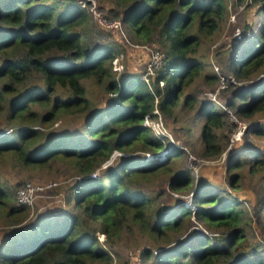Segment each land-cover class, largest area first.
Returning <instances> with one entry per match:
<instances>
[{
  "label": "trees",
  "instance_id": "obj_1",
  "mask_svg": "<svg viewBox=\"0 0 264 264\" xmlns=\"http://www.w3.org/2000/svg\"><path fill=\"white\" fill-rule=\"evenodd\" d=\"M253 1L261 2L257 8L264 20V0ZM70 2L72 0H0V113L7 112L9 125L14 118L20 122L9 135L0 138V156L8 154L11 161L20 166L37 167L61 158L73 167L74 175L81 176L68 187L64 198L66 204L72 202V209L54 216V220L38 216L42 218L22 228L16 227L26 221L29 205L9 204L0 186V207L3 208L0 214L5 220L4 226L9 229L0 243V264H111L112 253L99 244L98 231L112 240L123 230H132L135 226L155 240L167 229L184 227L189 214L220 230L208 235L199 233L197 228L188 235L194 244L168 247L156 253L146 248L141 252L142 257L152 254L150 264H264L263 255L251 254L254 245L239 225L247 221L237 197L218 201L214 190H198L193 196L194 208L180 204L174 216L150 223L145 216L148 198L133 190L128 182L154 172L167 161L123 155L122 161L102 176L85 178L114 149L131 154L166 149L162 138L154 136L142 123L143 117L154 115L155 107L172 116L184 86L201 72L202 62L188 54L196 52L203 37L216 32L225 10V0H115L124 8L122 20L129 32L142 43L157 41L159 44L155 43L164 52L151 87L139 73L126 71L119 78L115 77L110 66L115 54L112 46L91 52L86 50L81 44L82 30L76 28L86 20L85 13L76 8L59 10ZM260 25L255 34L248 27L247 31H241L240 38L236 37L242 41L250 39V42H243L237 52L229 56L230 74L227 75H250L264 66V23ZM19 50V58L12 59L13 52ZM32 72L38 73V79L28 82V74ZM89 77L104 86L111 96L107 105L95 106L88 115L85 138L78 135L73 140L71 132L61 136L56 132L45 133L44 127L53 118L84 111L90 104L83 85V80ZM203 78H217L218 84L219 75L204 74ZM56 86L63 89V94L52 97ZM252 89L255 92L246 98L247 91ZM249 90L237 87L226 99L239 116L251 117L257 110L264 109V84L257 83ZM193 99L189 93L183 104H193ZM37 106L43 107L44 113L39 114ZM212 107L208 102L201 109L205 116L200 127L203 156H217L223 150L220 143L225 134L219 129L223 128L228 114ZM23 123L27 127H20ZM38 123L44 127H37ZM246 132L264 134V123L249 122ZM246 149L254 164L262 161L263 148L246 144L243 150ZM242 151L233 154L227 168L238 170L243 165L246 156ZM173 153L178 155L180 151L175 147L166 153L169 160L175 156ZM253 153L256 156H252ZM104 178L109 180L104 181ZM228 180L230 187L235 188L238 173H232ZM190 182L189 174L181 172L170 179L169 186L177 191ZM207 203L216 205L210 209L205 206ZM259 203L261 207L256 205L254 209L258 218L264 211V199Z\"/></svg>",
  "mask_w": 264,
  "mask_h": 264
},
{
  "label": "rangeland",
  "instance_id": "obj_2",
  "mask_svg": "<svg viewBox=\"0 0 264 264\" xmlns=\"http://www.w3.org/2000/svg\"><path fill=\"white\" fill-rule=\"evenodd\" d=\"M225 2V10L220 18L216 32L208 37H203L196 52L188 54L190 57L196 56L202 62L200 74L196 75L189 84L184 86L183 91L179 95L178 103L174 106V113L171 117L159 112L161 125L166 132V134L162 135L164 137L162 140L166 143V149L164 148L157 153L146 152L145 154L142 152L124 153L114 149L110 156L101 161L100 166L94 168L85 178L102 176L109 168L116 167L124 156L155 158L160 156V153L163 151L168 154L176 147L180 151V154L176 155V153H173L172 155L175 156L171 160L165 154V159L161 160L162 162H167L163 166L157 168L154 172H147L149 174L139 176L137 179L128 182L133 190L144 193L148 198L145 216L148 217L150 223L153 224L161 218L166 219L167 217L174 216L178 212L180 204L189 205L194 208V192L197 194L198 190L207 192L209 189H212L217 192L218 201L230 199L231 196L239 198V207L245 211L247 221L246 223L239 222V225L245 230L248 241L254 245L251 254L264 256V224L261 225L264 222V211L260 212L259 218L254 214L255 206L261 207L259 201L264 199V134L255 135L247 134L246 132L249 122H264V109L257 110L251 117H244L235 113L233 111L234 108L228 106L226 103V99L230 97L231 91L237 87L247 91L250 86H255L257 83L263 85L264 75L261 72L264 70V66L260 71H255L250 75L240 77L235 75L237 77H235L236 84L226 85L223 89L219 90H216L217 78L216 80L203 78L204 74L216 75L215 66H217V70L221 74H230V69L227 66L229 56L234 51L237 52V49L240 48L243 42L247 41V44L250 42V39H244V41L237 40L234 31L236 28H239L240 31H247V29L251 28L255 34L256 30L261 28L259 24H263L264 20L262 12L257 8L261 3L259 1L225 0ZM59 8V10L76 8L85 13L86 20L81 26H77L76 28L82 30L81 44L87 51L91 52L96 49H102L105 46H112L115 54L110 61V66L116 78H119L121 74L127 73L126 71L139 74L144 71L150 47L157 41L139 42L129 32L126 22L122 20L125 15L124 8L118 6L115 0H72L66 7ZM97 11L102 13L107 21L114 18L120 19L124 34L110 32L109 28L107 29L106 27L107 25L103 24L105 21L102 22L98 19L96 15ZM1 28L2 26L0 25ZM244 45L246 44L242 46ZM19 53H21L20 50L13 52L11 58L18 59ZM28 77H30L28 82L37 81L38 73L32 72L31 75L28 74ZM1 82L2 80L0 79V84ZM83 85L86 96L90 101V104L87 105L84 111L72 114L66 113L58 118H53V121H50L45 127L40 123L36 124V126L40 128L44 127L43 131L45 133L56 132L59 136L64 133L70 134L71 132L74 136L73 140H76V136L78 135L85 138L84 125L88 115L95 106L104 105L111 96V93L104 90V86L96 83L90 77L83 80ZM253 92H255L254 89L247 91L245 97L248 98ZM189 93L194 96L195 100L193 99V104L184 105V97ZM58 94L62 95L63 89L56 86V91L51 96L53 97ZM204 102H210L213 105V109L223 110L228 114L223 128L219 129L225 135L220 143L223 145V150L217 156H203L200 152L203 148L200 140V127L205 120V116L202 115L201 110L205 105ZM35 108H37L39 114L44 113L43 107L37 106ZM13 121L10 125L7 124V112L0 113V138L9 135L19 126L20 122L17 118H14ZM20 127H27V124L23 123ZM242 127L244 128L242 129ZM150 130L156 136L155 129L152 130L150 128ZM246 144H256L260 150L263 148L261 162L254 164L255 162L251 160V157H248L249 150H243ZM241 151V154L245 152L243 156H246L243 165L238 170L227 168L229 159L231 161L234 158L233 154ZM254 155L256 156L255 153L252 156ZM251 168H254V171H251ZM181 172L189 174L191 182L186 188H181L177 191L172 190L169 186V181ZM73 173V167L61 158L53 159L42 167L20 166L11 161L8 154H2L0 156V186L5 190L6 200L9 204L12 202L14 205L22 206L15 200L16 190L20 184L27 180L45 185L54 183L43 190L44 194L37 197L31 206H27L26 221L20 223L21 225L19 224L16 228H22L24 225L28 226L29 223L38 221L42 217H53L52 220H54V218L56 219L54 216L60 215L67 209H72V202L66 204L64 198L67 195L68 187L73 182L81 179V176H76ZM232 173H238L239 176V181L235 188L229 185L228 179ZM107 180L109 178H104V181ZM216 203H207L205 206L212 209ZM2 211L3 208L0 207V212ZM41 215L42 217L38 218ZM3 221L5 222L0 214V240L4 236L1 234H6L9 230L4 226ZM131 228L132 230H123L118 237L112 240L106 238L104 233L97 232L99 244L112 253L113 259L111 264H150L152 254L147 258H143L141 255L143 249L148 248L152 253H156L168 247L175 248L185 244L188 247L189 244H194L193 241H189L191 237L188 236L190 232L192 233V230H197L198 228L200 230L198 231L199 233L204 232L208 235H214V233L220 230V228L207 226L193 214L188 215L184 222V227L167 229L161 233L160 238L155 240L147 232H143L135 226ZM88 264L102 263L89 262Z\"/></svg>",
  "mask_w": 264,
  "mask_h": 264
},
{
  "label": "built area",
  "instance_id": "obj_3",
  "mask_svg": "<svg viewBox=\"0 0 264 264\" xmlns=\"http://www.w3.org/2000/svg\"><path fill=\"white\" fill-rule=\"evenodd\" d=\"M96 15L98 16V19L100 21L102 22L105 21L103 22V24L107 25L106 27L112 30L113 32L121 31L122 24L119 19L114 18L111 19L110 21H107L103 17L102 13H100L99 11L96 12ZM234 35L238 38L241 37V31L239 28H236V30L234 31ZM163 57H164V52L158 47V45L154 43V45L150 47V53L148 60L145 64L144 71L140 74L141 79H143L148 85L151 84L153 76L155 75L157 69L161 67ZM215 71L219 75V80L216 86V90L223 89L224 86L229 84H236L237 81L234 76L221 74L220 71L217 70V66H215ZM262 74L264 75V72ZM160 83H162V81H160ZM155 100L157 101V98ZM159 112L160 111L157 109V107H155L153 109L154 115L151 114L144 115L142 123L148 126L149 128H151L152 130L155 129L156 136L164 138L162 135L166 134V132L163 126L161 125ZM243 128L244 127H242V129ZM117 152L118 154H120L119 151ZM52 184L54 183H49L45 185V184L35 183L31 180H27L19 185L18 189L16 190L15 200L19 205L31 206L37 197L42 196L44 194L43 190H45L47 187L51 186Z\"/></svg>",
  "mask_w": 264,
  "mask_h": 264
},
{
  "label": "clouds",
  "instance_id": "obj_4",
  "mask_svg": "<svg viewBox=\"0 0 264 264\" xmlns=\"http://www.w3.org/2000/svg\"><path fill=\"white\" fill-rule=\"evenodd\" d=\"M119 20H120V19H119ZM120 21H121V20H120ZM121 24H122V21H121ZM118 33H119V34H122V35L124 34V32H123V30H122V27H121V31L118 32ZM155 73H156V72H155ZM140 74H141V73H140ZM140 74H139V76H140ZM153 77H154V76H153ZM140 78H141V77H140ZM142 80H143V79H142ZM152 80H153V79H152ZM151 83H152V82H151ZM159 84H160V82H159ZM162 84H163V82H162L160 85H162ZM150 87H151V84H150ZM165 154H166V152L163 151L162 153H160V156L155 157V158H157V159L159 158L158 160H159V161H162L161 159H165V158H164V155H165ZM162 156H163V158H161ZM165 157H166V156H165ZM145 159H148V160H149V159H151V158H145Z\"/></svg>",
  "mask_w": 264,
  "mask_h": 264
},
{
  "label": "crops",
  "instance_id": "obj_5",
  "mask_svg": "<svg viewBox=\"0 0 264 264\" xmlns=\"http://www.w3.org/2000/svg\"><path fill=\"white\" fill-rule=\"evenodd\" d=\"M1 235H4V236H2L3 237L2 240H3L6 236V234H1ZM2 240H0V243L2 242Z\"/></svg>",
  "mask_w": 264,
  "mask_h": 264
}]
</instances>
